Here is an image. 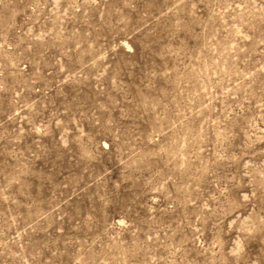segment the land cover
Returning a JSON list of instances; mask_svg holds the SVG:
<instances>
[{"label": "rangeland", "instance_id": "374dc122", "mask_svg": "<svg viewBox=\"0 0 264 264\" xmlns=\"http://www.w3.org/2000/svg\"><path fill=\"white\" fill-rule=\"evenodd\" d=\"M0 264H264V0H0Z\"/></svg>", "mask_w": 264, "mask_h": 264}]
</instances>
